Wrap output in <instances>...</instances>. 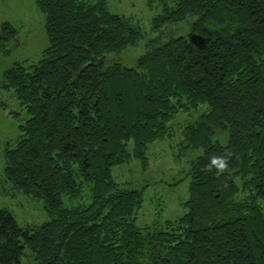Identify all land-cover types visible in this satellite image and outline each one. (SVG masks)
Wrapping results in <instances>:
<instances>
[{"label":"trees","instance_id":"trees-1","mask_svg":"<svg viewBox=\"0 0 264 264\" xmlns=\"http://www.w3.org/2000/svg\"><path fill=\"white\" fill-rule=\"evenodd\" d=\"M144 2L160 12L128 68L106 58L144 40L137 23L104 0L35 1L48 44L1 75L26 116L3 179L48 220L20 227L0 210V264H264V0ZM183 23L186 36L164 30ZM16 40L2 23L0 54ZM200 105L179 149L192 156L186 213L136 227L143 189L118 188L111 169L145 170L178 109Z\"/></svg>","mask_w":264,"mask_h":264},{"label":"rangeland","instance_id":"rangeland-1","mask_svg":"<svg viewBox=\"0 0 264 264\" xmlns=\"http://www.w3.org/2000/svg\"><path fill=\"white\" fill-rule=\"evenodd\" d=\"M36 0H0V25L9 23L17 29V40L9 47L7 54H0V81L3 71L15 62L34 64L47 47L48 39L44 29V16L35 5ZM93 3L96 0H83ZM106 9L115 14L123 15L137 23L143 33L144 40L134 47H127L120 54H110L107 62H117L124 67H134L138 57L145 53V40L154 36L151 32V20L159 12L156 4L147 7L144 0H104ZM174 37L186 36L187 23L175 30H169ZM205 105L196 109H178L167 124L169 137L156 140L147 146V168L142 170L138 161L131 159L127 164L111 169V175L124 190L143 189V204L136 215L135 226L143 228L159 223L164 229L165 222H176L186 213L184 203L188 198L187 176L190 154H180L183 143L182 131L186 125L194 123L202 113ZM13 113L19 114L16 119ZM26 119L23 110L11 92L0 89V210L7 209L16 219L20 227L39 225L48 220L43 203L30 195H24L11 188L3 179L4 162L2 151L5 144L12 147L19 140V124ZM132 144L129 149L131 150ZM243 194H239L242 198ZM264 208V203H260ZM23 258L22 264H33L29 256Z\"/></svg>","mask_w":264,"mask_h":264}]
</instances>
